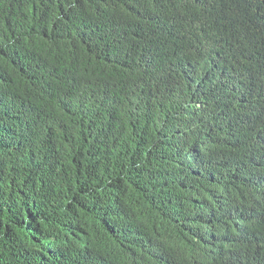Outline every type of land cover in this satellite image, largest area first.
<instances>
[{
  "label": "trees",
  "instance_id": "16d2710c",
  "mask_svg": "<svg viewBox=\"0 0 264 264\" xmlns=\"http://www.w3.org/2000/svg\"><path fill=\"white\" fill-rule=\"evenodd\" d=\"M0 264H264V0H0Z\"/></svg>",
  "mask_w": 264,
  "mask_h": 264
}]
</instances>
